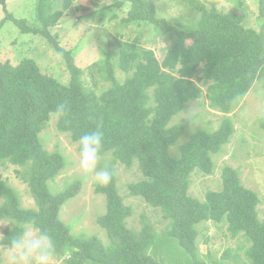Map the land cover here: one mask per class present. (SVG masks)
<instances>
[{"label":"trees","instance_id":"16d2710c","mask_svg":"<svg viewBox=\"0 0 264 264\" xmlns=\"http://www.w3.org/2000/svg\"><path fill=\"white\" fill-rule=\"evenodd\" d=\"M180 1L200 14L193 31L180 30L160 18L155 0H115L113 8L130 6L124 23L150 24L176 39L162 62L140 38L121 43L116 56L109 52L97 65L100 76L112 84L102 94L86 86L83 69L52 31L73 0H38L41 27L13 15L0 22V30L12 21L22 34L46 40L65 62L70 77L64 84L43 73L32 58L16 65L9 60L0 64V165L25 169L18 175L29 185L37 206L24 208L17 191L0 176V223L12 225L2 246L11 249L9 238L32 226L40 235H48L54 255L64 257L67 264H161L150 254L160 239L152 226L146 225L138 234L128 228L132 209L119 195L112 168L108 169L111 182L96 188L107 199V213L98 224L108 233L110 245L98 237H74L62 222V207L80 193L82 183L77 181L58 194L50 191V183L65 168V158L46 151L40 135L57 115L59 131L70 134L75 143L100 125L104 132L101 156L112 154L128 168L139 163L145 180L132 184L131 194L162 211L170 222L162 238L176 239L194 264H206L198 246V227L204 223L226 224L234 239L243 235L251 245L249 264H264L261 199L243 185L237 170L226 167L222 191L209 192L205 201L190 195L191 177L197 170L205 175L214 172L213 157L236 132L233 121L225 118L214 133L197 132L181 147L179 157L171 149L186 127H169L190 103L203 97L197 80L208 86L210 106L225 115L264 82V0H259L258 30L245 28L238 13L220 11L222 0ZM0 7L8 12V0H0ZM117 69L127 75L124 82ZM60 104L65 105L63 112L58 111Z\"/></svg>","mask_w":264,"mask_h":264},{"label":"rangeland","instance_id":"374dc122","mask_svg":"<svg viewBox=\"0 0 264 264\" xmlns=\"http://www.w3.org/2000/svg\"><path fill=\"white\" fill-rule=\"evenodd\" d=\"M62 1V0H61ZM160 18L172 26L185 31H193L199 22L200 14L180 0H155ZM115 0H73V6L52 31L57 35L62 47L72 52L77 65L84 71L86 86L102 94L112 84L105 81L97 65L103 62L109 52L115 56L121 43L140 38L147 49L155 51L162 62L176 37L162 34L153 25L146 23L126 24L130 6L113 8ZM60 4L58 6L60 7ZM38 0H8V12L0 7V22L8 15L17 19H27L33 27H41L37 13ZM220 11L236 12L243 19L245 28L259 29V0H222ZM26 58L34 59L43 73L64 84L70 77L65 62L55 49L44 39L32 34H22L12 21L0 30V64L11 61L16 65ZM117 76L124 82L127 75L117 69ZM196 83L204 90L203 97L190 103L182 114L176 116L169 127L184 125L185 135L171 149L174 157H179L181 147L188 143L199 131H218L225 118H230L236 132L222 152L213 157L214 172L205 175L196 171L191 177L190 195L205 201L209 192L223 189V171L226 167L237 170L243 185L256 192L260 199L259 217L264 222V82L258 83L231 114L225 115L210 106L208 86L202 81ZM59 118L53 115L46 129L40 135L41 142L49 153H61L65 158V168L55 181L50 183V191L58 194L71 184L82 183L80 193L68 201L61 210L62 222L77 238L98 237L105 245H110L108 233L100 227L98 219L107 213V199L97 194L96 188L102 185L95 173H85L79 166V144L70 134L58 129ZM100 167L112 168L116 186L124 204L132 209L127 219L128 228L138 234L150 224L160 239L150 254L161 264H194L191 257L173 238H162L170 229V222L160 209L147 204L142 198L133 196L129 187L145 180L139 163L135 161L128 168L118 162L112 154L101 156ZM25 171L11 164L0 165V176L7 180L27 209H37L29 185L18 172ZM2 200L0 199V205ZM12 227L9 221L0 223V264H36L34 260L20 259L19 251L2 246L5 232ZM198 246L201 258L206 264H249L250 243L243 235L234 239L226 224L204 223L199 227ZM26 231L39 236L38 230L26 226ZM49 264H67L65 258L53 254Z\"/></svg>","mask_w":264,"mask_h":264},{"label":"clouds","instance_id":"9594fccd","mask_svg":"<svg viewBox=\"0 0 264 264\" xmlns=\"http://www.w3.org/2000/svg\"><path fill=\"white\" fill-rule=\"evenodd\" d=\"M65 105L60 104L58 111L63 112ZM79 166L85 173H95L98 182L107 185L111 182L112 173L107 168L100 167L101 152L104 146V132L100 125L94 130L85 132L78 139ZM9 247L19 251L20 259L34 260L36 264H49L54 254L50 238L47 234L35 236L28 231L9 238Z\"/></svg>","mask_w":264,"mask_h":264}]
</instances>
